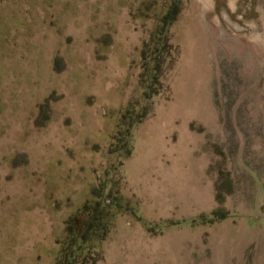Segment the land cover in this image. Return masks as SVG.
Returning a JSON list of instances; mask_svg holds the SVG:
<instances>
[{
	"label": "rangeland",
	"instance_id": "374dc122",
	"mask_svg": "<svg viewBox=\"0 0 264 264\" xmlns=\"http://www.w3.org/2000/svg\"><path fill=\"white\" fill-rule=\"evenodd\" d=\"M0 264H264V0H0Z\"/></svg>",
	"mask_w": 264,
	"mask_h": 264
},
{
	"label": "trees",
	"instance_id": "16d2710c",
	"mask_svg": "<svg viewBox=\"0 0 264 264\" xmlns=\"http://www.w3.org/2000/svg\"><path fill=\"white\" fill-rule=\"evenodd\" d=\"M169 13H172V11H170ZM175 14L172 13V16L171 18H169L170 20H174L175 19ZM157 59H155V61H153L152 65H150V67L147 69V76L149 77V83H148V87H147V90H146V100H149L152 98V91H151V88H152V81L153 80H158L159 78V65L158 63L156 62ZM147 115V108L146 109H143L141 111V113L138 114V118L134 119L133 123H137V122H140L141 120H143V118ZM132 148H133V145H129L128 147V151H127V154H131L132 152ZM119 148H116V149H113V151H118ZM71 260V259H69Z\"/></svg>",
	"mask_w": 264,
	"mask_h": 264
},
{
	"label": "bare ground",
	"instance_id": "6f19581e",
	"mask_svg": "<svg viewBox=\"0 0 264 264\" xmlns=\"http://www.w3.org/2000/svg\"><path fill=\"white\" fill-rule=\"evenodd\" d=\"M205 1L207 2V1H210V0H205ZM234 27H235V26H234ZM236 27H237V26H236Z\"/></svg>",
	"mask_w": 264,
	"mask_h": 264
},
{
	"label": "flooded vegetation",
	"instance_id": "af4514ba",
	"mask_svg": "<svg viewBox=\"0 0 264 264\" xmlns=\"http://www.w3.org/2000/svg\"><path fill=\"white\" fill-rule=\"evenodd\" d=\"M173 9H174V8H171V10H170V11H173Z\"/></svg>",
	"mask_w": 264,
	"mask_h": 264
}]
</instances>
